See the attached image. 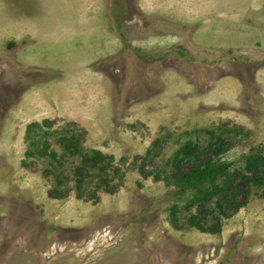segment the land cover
I'll return each instance as SVG.
<instances>
[{
    "label": "rangeland",
    "instance_id": "rangeland-1",
    "mask_svg": "<svg viewBox=\"0 0 264 264\" xmlns=\"http://www.w3.org/2000/svg\"><path fill=\"white\" fill-rule=\"evenodd\" d=\"M210 131L264 157V0H0V264H264V185L216 232L175 195ZM71 134L112 157L82 190Z\"/></svg>",
    "mask_w": 264,
    "mask_h": 264
},
{
    "label": "trees",
    "instance_id": "trees-1",
    "mask_svg": "<svg viewBox=\"0 0 264 264\" xmlns=\"http://www.w3.org/2000/svg\"><path fill=\"white\" fill-rule=\"evenodd\" d=\"M27 131L30 136L31 125L28 126ZM210 133L215 138L212 137L205 147L187 139L175 150L172 158L175 167H173L174 171L171 176L176 187L175 195L180 198L189 191L191 195L186 197L185 205L187 207L195 205L198 208L197 213L190 215V224L201 230L216 232L220 229L221 216L228 217L246 204V200H239L241 194L249 195L253 187L259 188L264 185V157L251 152L245 157L244 169L230 171L231 164L220 159L221 153L227 148L225 140L221 135H216L212 131ZM61 139L66 151L78 153L81 156L80 163L75 166L73 175L76 189H83L92 169L99 170V174H105L106 167L110 164L108 160L112 159L111 156L98 150L85 152L80 148L78 138L73 134L64 135ZM37 143L35 139H31L30 145L34 146ZM45 152V147L40 149V153ZM208 153L211 154V157H207ZM52 154L54 156L55 151H52ZM185 162H191L193 165L190 169L181 171L180 165ZM239 181L244 183V187L240 185ZM102 182L104 183L102 188L108 191L111 188L108 180L104 179ZM53 192L60 195L57 189H54ZM78 196L82 197L83 194L78 193ZM96 196V192L89 195L91 198H96ZM211 203L213 205H210ZM171 210V221L174 224L177 204H173ZM209 211L216 214L211 225H208L207 221Z\"/></svg>",
    "mask_w": 264,
    "mask_h": 264
}]
</instances>
